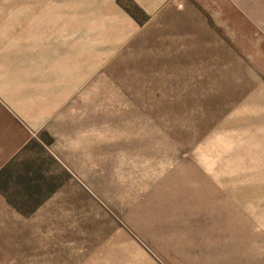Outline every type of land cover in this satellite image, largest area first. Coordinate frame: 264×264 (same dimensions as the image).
<instances>
[{
    "label": "rangeland",
    "instance_id": "rangeland-1",
    "mask_svg": "<svg viewBox=\"0 0 264 264\" xmlns=\"http://www.w3.org/2000/svg\"><path fill=\"white\" fill-rule=\"evenodd\" d=\"M119 3L95 73L32 75L0 2V264H264V0Z\"/></svg>",
    "mask_w": 264,
    "mask_h": 264
},
{
    "label": "crops",
    "instance_id": "crops-1",
    "mask_svg": "<svg viewBox=\"0 0 264 264\" xmlns=\"http://www.w3.org/2000/svg\"><path fill=\"white\" fill-rule=\"evenodd\" d=\"M171 1L130 0L149 16ZM11 4L17 17L11 19L6 35L14 58H26L32 75L93 74L99 60L110 58L138 25L119 0H11ZM19 11L26 12L25 18L19 19ZM1 27L0 23V37ZM70 83L75 89L83 79ZM21 121L10 122L6 127L10 132L0 136V169L27 143V124Z\"/></svg>",
    "mask_w": 264,
    "mask_h": 264
},
{
    "label": "trees",
    "instance_id": "trees-1",
    "mask_svg": "<svg viewBox=\"0 0 264 264\" xmlns=\"http://www.w3.org/2000/svg\"><path fill=\"white\" fill-rule=\"evenodd\" d=\"M6 167H7V166L3 167V168L0 170V176H1L3 173H5Z\"/></svg>",
    "mask_w": 264,
    "mask_h": 264
}]
</instances>
